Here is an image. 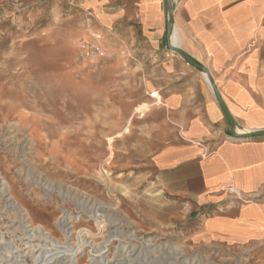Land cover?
<instances>
[{"label":"rangeland","instance_id":"374dc122","mask_svg":"<svg viewBox=\"0 0 264 264\" xmlns=\"http://www.w3.org/2000/svg\"><path fill=\"white\" fill-rule=\"evenodd\" d=\"M91 33L81 0H0V264L55 255L40 228L78 251L50 264H264L263 248L191 242L141 213L162 61Z\"/></svg>","mask_w":264,"mask_h":264},{"label":"crops","instance_id":"0c3cea01","mask_svg":"<svg viewBox=\"0 0 264 264\" xmlns=\"http://www.w3.org/2000/svg\"><path fill=\"white\" fill-rule=\"evenodd\" d=\"M167 5L81 0L97 42L145 47L162 61L163 90L150 95L161 106L147 115L152 180L151 172L138 178L140 211L162 232L181 227L191 242L264 249V136L237 138L204 76L168 51ZM174 10L171 41L210 72L237 132L264 131V0H175ZM136 151L143 157V142Z\"/></svg>","mask_w":264,"mask_h":264},{"label":"water","instance_id":"95a60500","mask_svg":"<svg viewBox=\"0 0 264 264\" xmlns=\"http://www.w3.org/2000/svg\"><path fill=\"white\" fill-rule=\"evenodd\" d=\"M167 11H168V18H167V23H166V34H165V38H166V42H167V49L169 52H171L172 54H176L178 57L182 58L189 66L191 65L195 70H197L198 72H200L203 76L205 81L208 83V86L211 88L212 93L216 99V102H218L219 107L224 115V118H226L232 133H234V135L238 138H254V137H259V136H264V131L262 130H254V132H244L240 133L237 132L238 129H241L236 122L233 120V118L230 116L225 103L222 101L217 87H215L214 81L211 77L210 72L207 70L206 67H204L203 65L199 64L195 59H193L191 56H188L185 52H183L175 43L173 44V41H171V34H172V30H173V16L175 13L174 10V4H175V0H167Z\"/></svg>","mask_w":264,"mask_h":264},{"label":"bare ground","instance_id":"6f19581e","mask_svg":"<svg viewBox=\"0 0 264 264\" xmlns=\"http://www.w3.org/2000/svg\"><path fill=\"white\" fill-rule=\"evenodd\" d=\"M144 109H145V106H144ZM144 109L143 110H140V111H144ZM125 133H126V131H125ZM16 204V203H15ZM14 205V204H13ZM17 209V208H16ZM19 212H22L21 210H19V209H17ZM23 215V214H22ZM60 223V222H59ZM29 225V224H28ZM69 225V224H68ZM62 226V225H61ZM68 227V226H67ZM66 227V228H67ZM27 228V227H26ZM62 228V227H61ZM32 232V231H31ZM38 232L43 236V238H44V241H46V242H49L50 243V245H51V248H52V253L53 252H55V251H57V253H55V255H53L52 256V254L51 253H49V251H47V252H44V251H40L39 252V255L41 256V259L40 260H38V262H39V264H50V262H51V260H53V259H55L56 257H60V256H63V255H65V256H67L69 259H70V261L69 262H71V260H74L75 259V256H76V254L78 253V251H77V249H70L69 251H67L65 248H63L64 250H62V247L60 246V243L58 242V241H56V240H53L51 237H50V235L48 234V233H46V232H43V229L41 230V228L40 229H38ZM69 232V231H68ZM70 233H72V232H70ZM65 235V234H64ZM68 236V235H67ZM42 238V239H43ZM66 239H67V237H66ZM67 241V240H66ZM69 241V240H68ZM45 243V242H44ZM47 244V243H46ZM68 244V243H67ZM27 245V244H26ZM64 245V244H63ZM69 245V244H68ZM8 246H9V243H8ZM56 246H58V247H56ZM28 247H30V246H28ZM14 248V247H13ZM67 248V247H66ZM28 249V248H27ZM82 249V248H81ZM29 250V249H28ZM47 250H48V248H47ZM10 252V251H9ZM11 253V252H10ZM100 253V252H99ZM50 254V255H49ZM10 255V254H9ZM133 255V254H132ZM7 256H8V254H7ZM19 256V255H18ZM1 257V256H0ZM6 257V256H5ZM16 258V257H15ZM18 259H19V263L20 264H23V260H22V258L23 257H21V256H19V257H17ZM38 259H39V257H38ZM2 260V259H1ZM68 260V259H67ZM126 260V259H125ZM37 261V260H36ZM123 261V260H122ZM3 262V261H2ZM66 262V261H65ZM14 263V262H13ZM76 263V262H75ZM125 263V262H124ZM74 264V263H73Z\"/></svg>","mask_w":264,"mask_h":264},{"label":"built area","instance_id":"2783aa9c","mask_svg":"<svg viewBox=\"0 0 264 264\" xmlns=\"http://www.w3.org/2000/svg\"><path fill=\"white\" fill-rule=\"evenodd\" d=\"M81 49L86 52L88 57H90L91 55L104 57V53L100 50V48L98 46H94V45L89 46L87 44L82 43ZM240 198H238V196H237V199H240Z\"/></svg>","mask_w":264,"mask_h":264}]
</instances>
